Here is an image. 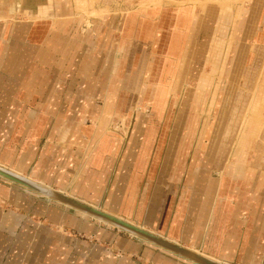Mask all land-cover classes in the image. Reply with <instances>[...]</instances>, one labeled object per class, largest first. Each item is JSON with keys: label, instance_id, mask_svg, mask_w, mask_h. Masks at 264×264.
<instances>
[{"label": "crops", "instance_id": "crops-1", "mask_svg": "<svg viewBox=\"0 0 264 264\" xmlns=\"http://www.w3.org/2000/svg\"><path fill=\"white\" fill-rule=\"evenodd\" d=\"M126 2L102 21L74 1L54 19L0 23V164L226 264H264V147L245 162L237 154L251 122L232 160L233 147L214 158L189 131L174 153V134L149 124L122 184L126 138L108 127L127 105L116 77L148 55L154 89L168 91L189 42L219 37L221 23L216 2L209 17L193 0ZM258 6L243 7L239 37H252ZM158 115L149 121H167ZM0 264L194 263L0 178Z\"/></svg>", "mask_w": 264, "mask_h": 264}, {"label": "rangeland", "instance_id": "rangeland-1", "mask_svg": "<svg viewBox=\"0 0 264 264\" xmlns=\"http://www.w3.org/2000/svg\"><path fill=\"white\" fill-rule=\"evenodd\" d=\"M74 1L77 9H67L66 5ZM123 1L127 7L126 0H0V23L32 21L43 17L54 19L72 10L87 16L89 20L102 21L117 11L112 8L113 6ZM157 1L163 2L164 0ZM193 1L201 8H205L203 14L206 17L210 16L206 9L208 3L216 2L221 6L219 37H198L199 41L189 42L188 50L179 59L178 69L174 63L176 70L172 75H167L170 83L168 91L154 89L153 80H150L148 75L149 68L145 69L150 60L148 55H143L141 59L137 57L127 60L128 67H124L123 73L115 79L116 91L121 94L120 97L127 104L123 110L124 114L112 117L120 120H113L108 124L110 130L126 138L121 158L126 167L118 169L120 178L128 176L130 160L133 157L131 151L139 141L137 136H141L149 124H153L157 132L170 130L174 134V153L184 131H189L190 145L198 142L201 145L211 146L210 153L214 158L218 152L223 153L226 150L228 153L227 146L233 147L229 157V160H232L238 139L248 122L251 124L239 145V148L243 146L245 151H240L242 154L237 153L238 158L240 157L245 162L254 147L257 152L258 150L261 152V148L264 147V104L261 103L264 100V36L261 37V34H264V9L260 14V5L257 8V18L260 17V19L251 28L252 37H239L244 33L243 26L240 27L239 23L248 11L243 7H248L255 0ZM260 1L264 2V0ZM95 9L98 11L93 13ZM161 76L158 74V82L161 81ZM153 98H166L163 107L155 109L150 103ZM154 114H160L158 116L165 117L164 120L167 119V121H149L150 117L155 119ZM256 151H253L250 157L254 158L258 154ZM174 153L173 155H162L159 165L163 166L166 156L168 159L170 156L173 159ZM217 162L220 165L223 163L222 160ZM220 171L217 169L215 173L218 174ZM121 181L124 185L125 181L123 182L122 178ZM121 185L119 188L122 187ZM112 188L115 189V186ZM49 199L59 203L57 200ZM61 205L74 209L65 204ZM99 222L119 229L128 236L146 241L104 221Z\"/></svg>", "mask_w": 264, "mask_h": 264}, {"label": "water", "instance_id": "water-1", "mask_svg": "<svg viewBox=\"0 0 264 264\" xmlns=\"http://www.w3.org/2000/svg\"><path fill=\"white\" fill-rule=\"evenodd\" d=\"M0 175L6 179H9L11 181L20 183L22 185H25L31 189L36 190L39 193H42L46 195L49 198H52L54 200L60 201L63 204L80 210L84 211L94 217L101 218L107 222H110L114 224L116 227L125 230L129 233H133L136 236H139L143 239L149 240L156 245H159L161 247H164L168 250H171L172 252L182 255L186 258H189L191 260L196 261L200 264H223L220 262H217L213 259H210L204 255H201L200 253L189 249L188 247L173 242L166 237H163L162 235H159L157 233H154L152 231H149L148 229H145L141 226H138L136 224H133L129 221H126L122 218H119L111 213H108L106 211H103L101 208L95 207L93 205H90L84 201H81L80 199H77L75 197H72L62 191H59L53 187H50L48 185L42 184L38 181L29 179L25 176L18 175L14 172H12L9 169H6L2 166H0Z\"/></svg>", "mask_w": 264, "mask_h": 264}, {"label": "bare ground", "instance_id": "bare-ground-1", "mask_svg": "<svg viewBox=\"0 0 264 264\" xmlns=\"http://www.w3.org/2000/svg\"><path fill=\"white\" fill-rule=\"evenodd\" d=\"M0 166H2V167H4V168H6V169H9V168H7V167H5V166H3V165H1L0 164ZM9 170H11L12 172H14V173H16V174H18V175H21V176H25V177H27V178H29V179H32V178H30L29 176H27V175H24V174H21V173H19V172H17V171H14V170H12V169H9ZM0 177H2L1 175H0ZM4 178V177H3ZM4 179H6V178H4ZM7 180H9V179H7ZM32 180H34V179H32ZM11 181V180H10ZM36 181V180H35ZM12 182H14V181H12ZM39 182V181H38ZM14 183H17V182H14ZM41 183V182H40ZM17 184H19V185H21V186H24L25 188H28V189H30V190H32V191H34V192H36V193H38V194H40V195H43V196H45V197H47L46 195H44V194H42V193H39V192H37L36 190H34V189H31V188H29V187H27V186H25V185H22V184H20V183H17ZM42 184H44V183H42ZM45 185H47V184H45ZM49 186V185H48ZM50 187H52V186H50ZM56 189V188H55ZM58 190V189H57ZM59 191H61V190H59ZM62 192H64V191H62ZM64 193H66V192H64ZM67 194V193H66ZM69 195V194H68ZM70 196H72V195H70ZM72 197H74V196H72ZM49 198V197H48ZM76 198V197H75ZM78 199V198H77ZM82 201V200H81ZM59 203H61V204H63L62 202H60V201H58ZM85 202V201H84ZM87 203V202H86ZM89 204V203H88ZM90 205H92V204H90ZM93 206H95V205H93ZM95 207H98V206H95ZM98 208H100V207H98ZM103 210V209H102ZM79 212H81V213H83L84 215H87V216H92V215H90V214H88V213H86V212H84V211H80V210H78ZM103 211H105V210H103ZM107 212V211H106ZM109 213V212H108ZM112 214V213H111ZM114 215V214H113ZM116 216V215H115ZM92 217H94V216H92ZM117 217H119V216H117ZM94 218H96V219H98L99 221H104L105 223H107V224H110V225H112V226H115L114 224H112V223H110V222H107V221H105V220H103V219H101V218H98V217H94ZM119 218H122V217H119ZM122 219H124V218H122ZM124 220H126V219H124ZM126 221H128V220H126ZM130 222V221H129ZM132 223V222H131ZM134 224V223H133ZM137 225V224H136ZM139 226V225H138ZM142 227V226H141ZM144 228V227H143ZM150 231V230H149ZM130 234H132V235H134L133 233H130ZM164 237V236H163ZM168 239V238H167ZM144 240H146V239H144ZM170 240V239H169ZM146 241H148V242H150V243H152V244H154V245H156L155 243H153V242H151V241H149V240H146ZM172 241V240H171ZM174 242V241H173ZM176 242V241H175ZM177 243V242H176ZM180 244V243H179ZM157 246H159V245H157ZM159 247H161V246H159ZM162 248H164V247H162ZM164 249H166V248H164ZM190 249V248H189ZM168 250V249H167ZM191 250H193V249H191ZM169 251H171V250H169ZM194 251H196V250H194ZM172 252V251H171ZM196 252H198V253H200L201 255H204V256H206V257H208V258H210V259H213V260H215V261H217V262H220V263H223V264H226V263H224V262H222V261H219V260H216V259H214V258H211V257H209V256H207V255H205V254H203V253H201V252H199V251H196ZM174 253V252H173ZM176 254V253H175ZM177 255H179V254H177ZM180 256H182V255H180ZM182 257H184V256H182ZM184 258H186V257H184ZM187 259H189V258H187ZM189 260H191V259H189ZM191 261H194V260H191ZM194 262H196V261H194ZM197 263V262H196ZM200 264V263H199Z\"/></svg>", "mask_w": 264, "mask_h": 264}]
</instances>
